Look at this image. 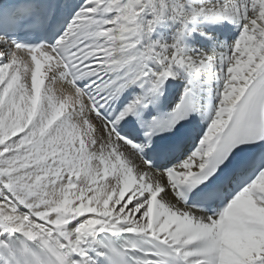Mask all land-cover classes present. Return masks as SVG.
<instances>
[{
  "label": "snow or ice",
  "instance_id": "snow-or-ice-1",
  "mask_svg": "<svg viewBox=\"0 0 264 264\" xmlns=\"http://www.w3.org/2000/svg\"><path fill=\"white\" fill-rule=\"evenodd\" d=\"M0 264H264V0H0Z\"/></svg>",
  "mask_w": 264,
  "mask_h": 264
},
{
  "label": "bare ground",
  "instance_id": "bare-ground-1",
  "mask_svg": "<svg viewBox=\"0 0 264 264\" xmlns=\"http://www.w3.org/2000/svg\"><path fill=\"white\" fill-rule=\"evenodd\" d=\"M169 34V31L163 27H161L160 25L157 26L155 32L153 33V38H160L162 36H167ZM194 43V47L197 48V49H200V48H206L207 45L200 42L199 38L196 37L195 41H193ZM47 83V82H46ZM54 90L57 94H59L62 89H61V86L59 84H56L54 85Z\"/></svg>",
  "mask_w": 264,
  "mask_h": 264
}]
</instances>
